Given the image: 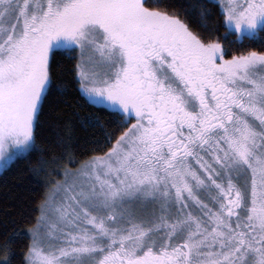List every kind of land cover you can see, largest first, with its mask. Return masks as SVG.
Here are the masks:
<instances>
[{
  "label": "flooded vegetation",
  "instance_id": "af4514ba",
  "mask_svg": "<svg viewBox=\"0 0 264 264\" xmlns=\"http://www.w3.org/2000/svg\"><path fill=\"white\" fill-rule=\"evenodd\" d=\"M229 10H224L226 20L236 18L238 26L227 22V28L239 42L251 44L247 55L235 48L230 54L221 42L197 34L160 0H0V28L5 27L7 41L15 38L25 47L12 64L15 71L27 68L24 79L22 73L16 78L21 80L16 93L43 82L54 50L79 52L80 41L98 34L111 64L112 92L108 97L100 90L103 102L128 116L124 133L142 148L135 154V169L145 183L160 185L211 155L263 105L257 97L252 108L242 70L248 67L255 78L264 73V0H229ZM258 121L264 124V115ZM222 165L215 161L209 168L215 193ZM220 199L183 198L173 214L161 209L150 222L139 219L147 224L141 241L104 244L93 253L99 257L95 264H221V259L202 258L192 239L173 238L165 224H155L184 211L202 215V209H217ZM222 199L226 217L235 221L245 202L242 190L228 188Z\"/></svg>",
  "mask_w": 264,
  "mask_h": 264
},
{
  "label": "rangeland",
  "instance_id": "374dc122",
  "mask_svg": "<svg viewBox=\"0 0 264 264\" xmlns=\"http://www.w3.org/2000/svg\"><path fill=\"white\" fill-rule=\"evenodd\" d=\"M220 3L230 14L229 0ZM235 20L228 17L226 21L230 27H236ZM0 35L2 172L34 145L36 116L49 87L50 75L46 60L43 82L16 93L21 88V80L16 78L22 73L24 79L27 68L15 71L12 64L24 55L25 47L15 38L7 41L5 27L0 28ZM87 39L78 46L80 84L88 99L107 105L103 95L110 97L112 92L108 50L98 34ZM261 76H252L248 67L242 70L252 93L251 106L258 97L263 102L261 108L247 118L236 134L218 142L210 153L212 156L206 154L195 164L184 167L181 174L160 180L163 182L160 185L156 181L145 183L140 178L134 158L142 148L134 145L129 132L103 156L61 169L59 178L50 184L40 204L37 223L29 229L32 244L27 264H95L99 257L93 253L104 244L118 240L140 242L147 228L141 220L150 222L161 209L173 214L177 202L183 198L190 202L194 197L217 195L221 197L217 209H202V215L184 211L182 216L157 220L155 224H165L173 238L192 239L206 261L264 264V124L258 121L264 115V73ZM107 106L119 110L114 105ZM215 161L223 164V175L220 173L217 178V193L209 170ZM231 187L241 189L245 200L235 221L223 211L222 197Z\"/></svg>",
  "mask_w": 264,
  "mask_h": 264
},
{
  "label": "trees",
  "instance_id": "16d2710c",
  "mask_svg": "<svg viewBox=\"0 0 264 264\" xmlns=\"http://www.w3.org/2000/svg\"><path fill=\"white\" fill-rule=\"evenodd\" d=\"M206 39L221 42L230 54L250 52L227 28L226 14L212 0H160ZM235 48V49H233ZM233 49V50H232ZM78 50L57 49L49 58L50 82L36 116L34 145L0 172V264H27L29 229L60 170L108 153L127 130L128 116L88 99L78 73ZM53 184V183H52Z\"/></svg>",
  "mask_w": 264,
  "mask_h": 264
}]
</instances>
